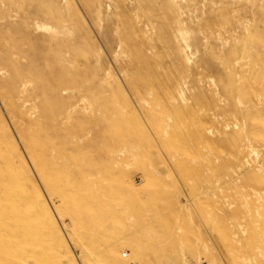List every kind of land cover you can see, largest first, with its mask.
I'll use <instances>...</instances> for the list:
<instances>
[{
  "label": "rangeland",
  "instance_id": "1",
  "mask_svg": "<svg viewBox=\"0 0 264 264\" xmlns=\"http://www.w3.org/2000/svg\"><path fill=\"white\" fill-rule=\"evenodd\" d=\"M0 120V264H264V0H0Z\"/></svg>",
  "mask_w": 264,
  "mask_h": 264
},
{
  "label": "bare ground",
  "instance_id": "2",
  "mask_svg": "<svg viewBox=\"0 0 264 264\" xmlns=\"http://www.w3.org/2000/svg\"><path fill=\"white\" fill-rule=\"evenodd\" d=\"M196 137H198V136H196ZM27 141L31 145L32 144H33V146L35 145V142H33L32 140L27 139ZM33 146H32V148H33ZM31 151H32V154L31 155L34 158L35 157H38V151L37 150H34V149L32 150L31 149ZM12 184H13V182H12ZM15 185L16 184L13 185V187L11 188V191H8V192H1L0 191V199L3 198L2 201L0 200V256L1 257H5V255H10V252H13L14 247L12 246V244L11 245H8V244H10V243H12V242H14L16 240H20V239L28 240L29 239V235H30V234H28V233H30V232H28V230L33 226V225L30 226L28 224V221H29V223H31L32 221H30V219H28L29 218L28 217V214H29L28 213V205H27V202L24 200V198L27 199V197H24V196L18 197V195H21L22 193L21 192L18 193L16 191V188L18 186H15ZM18 188H20V187H18ZM42 207H43V205H42ZM42 207H40V208H42ZM74 217H75V221L76 222H79V224H82V221H84L83 216H81V215H77V216H74ZM37 220H39V219H37ZM35 222H37V221H35ZM79 228L83 229V227H80V226H79ZM33 229H34V227H33ZM51 230L53 231L52 232V235L53 234H55L56 236L58 235V239L57 238L56 239H57V241H58L59 244H61L62 242H64V238H63L64 236H62L61 235L62 233L60 232L61 229H58L57 226H53V228ZM178 230L181 231L180 229H178ZM39 235H41V234H39ZM39 235L38 234L36 235V231H35L34 236H38V238H40ZM42 240L40 238V241H42ZM24 246L26 247V245H24ZM17 247H18L17 250H20V251H25L27 249V247L25 249L23 246H21V247L20 246H17ZM22 255H24V254H22ZM24 256H26V255H24ZM6 258H8V257H6ZM13 259H14V257H13ZM20 260L21 259H19V262H20ZM23 260L22 261L24 263H22V264H26L25 263V259H23ZM14 261H16V260L14 259ZM135 261H136V259L133 258L132 259V262H135ZM106 262H107V264H126V262L122 259V257H117V256L113 255L112 253H110V255L106 257ZM12 263H13V261H12ZM15 263H17V262H15ZM69 263L70 264H76V262L73 259H71V262H69ZM145 264H147V262Z\"/></svg>",
  "mask_w": 264,
  "mask_h": 264
}]
</instances>
